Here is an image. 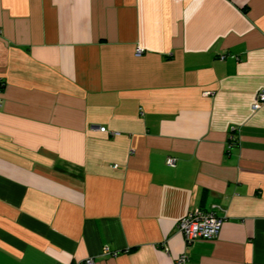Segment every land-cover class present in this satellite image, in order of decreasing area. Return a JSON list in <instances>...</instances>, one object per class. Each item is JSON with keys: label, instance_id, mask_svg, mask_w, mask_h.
I'll use <instances>...</instances> for the list:
<instances>
[{"label": "crops", "instance_id": "crops-1", "mask_svg": "<svg viewBox=\"0 0 264 264\" xmlns=\"http://www.w3.org/2000/svg\"><path fill=\"white\" fill-rule=\"evenodd\" d=\"M0 79V264H264V0H0Z\"/></svg>", "mask_w": 264, "mask_h": 264}, {"label": "built area", "instance_id": "built-area-1", "mask_svg": "<svg viewBox=\"0 0 264 264\" xmlns=\"http://www.w3.org/2000/svg\"><path fill=\"white\" fill-rule=\"evenodd\" d=\"M142 49L137 47L136 54H140ZM224 57H221L223 59ZM3 82L0 79V107L2 105L1 91ZM264 103V90L257 93L255 101L252 105L254 110L258 109ZM105 130L104 127L101 128ZM174 159L168 158L167 164L173 165ZM216 207L210 210L195 209L186 213L177 222L178 231L182 234L186 244H192L196 240H213L215 239L221 229L223 218L217 213ZM108 248L105 247L104 253H108ZM85 264H94L91 258L86 259ZM174 264H188V255L180 253L175 259Z\"/></svg>", "mask_w": 264, "mask_h": 264}]
</instances>
